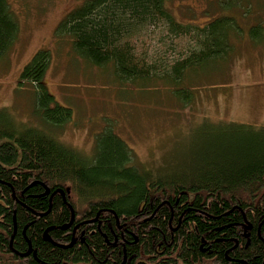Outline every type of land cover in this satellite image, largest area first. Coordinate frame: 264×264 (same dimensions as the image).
<instances>
[{
  "label": "trees",
  "instance_id": "obj_1",
  "mask_svg": "<svg viewBox=\"0 0 264 264\" xmlns=\"http://www.w3.org/2000/svg\"><path fill=\"white\" fill-rule=\"evenodd\" d=\"M169 1L81 0L54 36L71 39L91 65L111 64L123 81L166 80L191 101L188 75L231 56L246 32L264 34V19L244 29L235 12L246 6V16L251 0H218L223 13L183 23ZM19 31L9 0H0V63ZM153 38L160 47L150 53ZM51 57L39 50L18 83L34 87L42 125L62 129L73 114L49 93ZM201 126L212 136L207 147L186 165L149 172L110 127L85 156L0 109V264H264V127Z\"/></svg>",
  "mask_w": 264,
  "mask_h": 264
},
{
  "label": "rangeland",
  "instance_id": "obj_2",
  "mask_svg": "<svg viewBox=\"0 0 264 264\" xmlns=\"http://www.w3.org/2000/svg\"><path fill=\"white\" fill-rule=\"evenodd\" d=\"M80 1L9 0L20 31L0 63V109H8L17 123L42 126L85 156L94 154L96 134L110 127L132 148L133 164L149 172L168 170L169 164L194 158L207 147L212 136L201 126L206 120L264 127V34L252 39L246 32L231 56L190 73L185 84L193 99L182 101L166 80L144 86L123 81L111 64L99 67L80 58L71 39L57 40L58 23ZM217 1L172 0L167 8L179 22L202 25L223 13ZM249 4L246 16V6L235 12L247 30L264 19V0ZM146 44L150 53L160 47L154 38ZM41 49L52 53L45 75L49 93L72 109L73 118L62 129L42 125L35 115L34 87L18 83Z\"/></svg>",
  "mask_w": 264,
  "mask_h": 264
},
{
  "label": "water",
  "instance_id": "obj_3",
  "mask_svg": "<svg viewBox=\"0 0 264 264\" xmlns=\"http://www.w3.org/2000/svg\"><path fill=\"white\" fill-rule=\"evenodd\" d=\"M49 189H47V191H48ZM58 192H60L63 196H65V191H63V190H61V189H58L57 190ZM66 228V227H65ZM49 238V237H48Z\"/></svg>",
  "mask_w": 264,
  "mask_h": 264
}]
</instances>
